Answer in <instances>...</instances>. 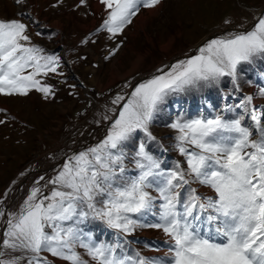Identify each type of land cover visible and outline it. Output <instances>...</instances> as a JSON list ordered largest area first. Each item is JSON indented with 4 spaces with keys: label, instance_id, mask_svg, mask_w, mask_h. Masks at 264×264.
I'll return each instance as SVG.
<instances>
[{
    "label": "snow or ice",
    "instance_id": "6c2138e0",
    "mask_svg": "<svg viewBox=\"0 0 264 264\" xmlns=\"http://www.w3.org/2000/svg\"><path fill=\"white\" fill-rule=\"evenodd\" d=\"M100 3L107 18L98 31L106 30L112 38L123 33L141 8H155L161 0ZM27 31L20 20H0V93L28 95L35 88L48 98L54 95L52 86L36 77L62 75L60 58L27 46ZM257 58H264V14L251 30L209 39L197 54L173 64L168 72L158 70L161 75L133 86L127 98L118 95L113 103L124 102L105 138L69 156L48 181V194L33 187L18 212L0 209V218L7 216L0 264H20L21 257L3 258L11 252L32 253L27 264H51L42 252L66 264H89L77 248L94 264H264V110L248 112L253 96L244 97L237 107L250 115L254 127L242 123L244 115L231 120L221 115L177 119L169 125L178 132L176 148L186 159V169L179 162L172 170L162 169L146 142L157 140L150 126L170 95L223 77H230L238 89L242 67ZM27 68L32 71L25 75ZM259 95L264 96V88ZM137 132H143L146 141L132 156L138 174L130 177L125 147ZM193 184L209 187L214 196L198 192ZM89 220L118 234L137 228L162 230L168 237L167 255L133 257L123 251L119 239L97 242L81 227Z\"/></svg>",
    "mask_w": 264,
    "mask_h": 264
},
{
    "label": "rangeland",
    "instance_id": "374dc122",
    "mask_svg": "<svg viewBox=\"0 0 264 264\" xmlns=\"http://www.w3.org/2000/svg\"><path fill=\"white\" fill-rule=\"evenodd\" d=\"M94 2L0 0V20L17 19L25 23L31 38L27 46L35 45L44 49L43 54L58 56V73H62L47 76L41 73L36 77L41 84L52 86L54 95L48 98L35 88L28 95L0 93V121H3L0 123V209L6 213L18 212L33 187L41 190L48 187L50 191L52 185L48 181L56 176L69 156L94 147L105 138L107 131H104L109 129L117 116L116 109L121 110L124 102L113 103L118 95L127 98L135 83L161 75L158 70L168 72L173 64L187 59L193 52L197 54L198 46L220 30L222 34L213 39L251 30L264 14V0H161L156 16L152 17L149 10L157 6L141 8L126 31L109 38L107 31H98L106 10L96 11ZM142 16L147 24L144 30L136 31L135 23ZM85 40L88 42L83 43ZM31 71L32 68H27L23 74ZM149 74L152 76L148 77ZM263 79L264 58H257L251 65L242 67L238 89L230 77H223L218 82L170 95L150 126L157 140L146 141L144 133L137 132L127 142V175L138 174L132 156L139 143L145 141L162 169L172 170L177 162L187 168L185 157L176 148L178 132L169 127L177 119L211 116L210 119L218 114L231 120L244 115L242 123L254 127L250 115L237 105L251 95L253 101L248 112L253 107L257 112L264 110V96L259 95V89L264 88ZM254 87H257L255 91ZM176 100H181L184 109L189 110L172 119L170 106ZM176 106L181 108L180 104ZM256 138L254 134L252 139ZM36 172L39 176L33 178L31 175ZM27 180L30 181L26 183ZM192 187L198 192L200 187L209 188L199 184ZM149 191L158 195L152 189ZM5 219L0 218V227ZM81 227L92 233L97 242L115 243L119 239L123 251L133 257L137 253L161 259L167 255L166 240L158 237L161 231L158 229L137 228L131 234H118L97 220H89ZM84 259L94 264L85 250Z\"/></svg>",
    "mask_w": 264,
    "mask_h": 264
},
{
    "label": "bare ground",
    "instance_id": "6f19581e",
    "mask_svg": "<svg viewBox=\"0 0 264 264\" xmlns=\"http://www.w3.org/2000/svg\"><path fill=\"white\" fill-rule=\"evenodd\" d=\"M0 5H2V4H0ZM94 8H95V10L96 11H99V12H102L103 11V9H105V6L104 5H102L101 3H100V0H95V2H94ZM106 10V9H105ZM159 10H160V6H157L155 9H151V10H149V12H150V14H151V16L153 17V16H156L158 13H159ZM148 12V13H149ZM147 22V19H145L143 16L142 17H140L138 20H137V22L135 23V30L136 31H138V30H144V28H145V26H146V23ZM57 26V25H56ZM135 31V32H136ZM134 32V33H135ZM216 34V33H215ZM170 63V62H169ZM152 75H154V71L152 72ZM152 75H148L149 77L150 76H152ZM144 80V79H143ZM262 83L264 84V79H263V81H262ZM256 88L257 87H254V89H253V91H255L256 90ZM103 128V127H102ZM103 130V129H102ZM104 131V130H103ZM39 173H42V168L40 169V171H39ZM39 173H33L31 176L33 177V178H36L37 176H39L38 174ZM44 174V173H43ZM30 180H27L26 181V183H28ZM200 193H202V194H204V195H207V196H214V192H213V190H211L210 188H205V187H200V191H199ZM14 202V200L10 203V204H12ZM158 237H160L161 239H164V240H168V237L163 233V231L161 230L160 231V234H159V236ZM164 253H167V252H164Z\"/></svg>",
    "mask_w": 264,
    "mask_h": 264
},
{
    "label": "crops",
    "instance_id": "0c3cea01",
    "mask_svg": "<svg viewBox=\"0 0 264 264\" xmlns=\"http://www.w3.org/2000/svg\"><path fill=\"white\" fill-rule=\"evenodd\" d=\"M107 17L105 16L104 18H102L103 20L106 19ZM127 29V28H126ZM125 29V31H126ZM106 31V30H105ZM142 69V68H141ZM140 69V70H141ZM142 77V76H141ZM42 191H45V194H48L49 193V188L47 187L46 190H42ZM0 236H1V230H0ZM6 252H9L10 250H5ZM77 251L81 253V255L83 256L84 258V249L82 248H77ZM32 255V253L30 252H11L9 255H6L5 259H12L14 257H21V260H20V264H27V258L30 257ZM41 256H45L49 259V261H51V264H66L65 261L59 259V258H56V257H53L51 256L50 253H47V252H42L41 253Z\"/></svg>",
    "mask_w": 264,
    "mask_h": 264
},
{
    "label": "water",
    "instance_id": "95a60500",
    "mask_svg": "<svg viewBox=\"0 0 264 264\" xmlns=\"http://www.w3.org/2000/svg\"><path fill=\"white\" fill-rule=\"evenodd\" d=\"M222 32L223 31H219V32H217L216 34H213L211 37H209V38H207L204 42H202L201 44H200V46H202V44H204L207 40H209V39H213L214 37H217V36H219V35H221L222 34ZM200 46H198V47H200ZM194 54V52L192 53V54H190L188 57H190L191 55H193ZM149 77V76H148ZM140 82H137V83H135V85H137V84H139ZM106 131L107 130H105L104 132L106 133ZM83 148H85V146L84 147H82V148H79V149H77V150H80V149H83ZM5 221L7 220V216H5Z\"/></svg>",
    "mask_w": 264,
    "mask_h": 264
}]
</instances>
